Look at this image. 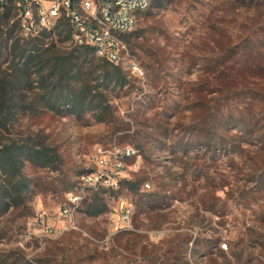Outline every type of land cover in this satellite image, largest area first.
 Returning <instances> with one entry per match:
<instances>
[{
	"label": "rangeland",
	"instance_id": "obj_1",
	"mask_svg": "<svg viewBox=\"0 0 264 264\" xmlns=\"http://www.w3.org/2000/svg\"><path fill=\"white\" fill-rule=\"evenodd\" d=\"M15 19L0 20V40ZM48 35L27 73L11 44L0 49V147L52 158L19 155L28 188L20 206L3 205L0 264H264V0H154L124 38L143 75L123 66V86L93 54L72 56L67 32ZM23 38L18 27L13 40ZM56 58L69 61L72 86L93 88L83 109L49 105L70 90L42 79ZM215 115L231 125L213 126ZM244 116L252 131L237 124ZM201 122L222 145L189 140ZM117 148L135 152L121 189L90 216L91 192L73 204L82 175L98 168L99 149L113 161Z\"/></svg>",
	"mask_w": 264,
	"mask_h": 264
},
{
	"label": "built area",
	"instance_id": "obj_2",
	"mask_svg": "<svg viewBox=\"0 0 264 264\" xmlns=\"http://www.w3.org/2000/svg\"><path fill=\"white\" fill-rule=\"evenodd\" d=\"M154 0H0L2 8H11L18 21L21 34L35 38L43 33L53 34L60 20L65 19L71 28L72 42L93 48L95 53L116 65L126 66L133 74L143 75L136 58L130 54L125 36L137 28L141 13L152 8ZM131 148H117L114 159L106 151L98 150L97 169H87L82 175L79 196L73 203L88 200V192L104 189L117 192L121 189L120 173L124 170L125 156L134 154ZM70 209L64 207L62 214ZM130 209L122 213V221L131 223ZM219 248L228 249L227 243Z\"/></svg>",
	"mask_w": 264,
	"mask_h": 264
},
{
	"label": "trees",
	"instance_id": "obj_3",
	"mask_svg": "<svg viewBox=\"0 0 264 264\" xmlns=\"http://www.w3.org/2000/svg\"><path fill=\"white\" fill-rule=\"evenodd\" d=\"M158 5L161 6V2H159ZM13 18H15V14L11 10V8H2L0 6V20L4 21L5 26H8ZM18 27V21L15 19L13 23L10 24L9 27H7V30H5V35L2 34L3 38L1 37L0 40V49L4 47H6L7 49L9 48L8 45L11 44V50L13 51V53L17 51L16 57L18 59V62L15 64V69L27 73V71H29L30 69V65H36L35 62L37 60H40L41 62L44 59L43 55L45 53V50H43V47L41 45V39L45 37L47 38L49 37V35L47 33H43L35 38H23V44L20 45L21 39L13 40V35ZM65 32H67L68 36L71 37V28L69 26V23L65 19H62L59 21L58 26L55 29V33L59 37H61ZM133 33L134 32L128 35L131 36L133 35ZM252 47L254 48L253 45ZM77 51H80L83 56L93 54L94 57L104 61L105 65L100 68L101 73H103V77L107 79L110 78L112 81H115L116 84H119L121 86L125 84L127 76L124 73L122 66L116 65L104 58L99 57L91 47L76 45L71 55L73 56ZM53 62L54 63L51 66L52 74L43 76V81H47L50 77L54 76L56 80L54 87L57 88L59 86L60 88L62 86V83H67L66 85L70 87V93L68 92L66 97L60 93H58L57 96L52 95L48 102L50 103L49 105L52 107H56L55 105L57 103H72L74 107L83 109L85 107L87 98L92 96L91 93L93 91V88L85 84V82H83L82 84L78 82L80 87L78 86L77 88H75V86L71 85V83H73V80L70 76L72 69L69 65V61H66L62 58H56ZM39 70L43 71L44 67L41 66ZM0 109L2 110V106H0ZM231 121L232 118H218L215 115L213 117L212 125L217 127H229V125H231ZM256 122H258V119L256 120ZM201 123L202 125L194 126V129L192 130L188 129V133L190 135L189 140L192 143L196 142L197 144L199 143L201 145H222V140L221 142L218 140V136L215 130L209 131L206 128L207 124L204 125L205 122ZM237 124H240L241 126L243 125L248 131H252V128L255 125H258L257 123L254 124L253 121H251V119H248L246 116L241 117ZM27 150H30L31 152L29 153ZM22 154H27L29 157H32L33 160L42 159L44 161H48L49 159H52L49 155V151L46 149H36L34 147L28 148V146L22 147L18 146L17 144L0 147V172L2 171V173H0V217L4 211V203H6V205L12 204L16 207L24 203L22 193L26 191L28 187L26 179L21 173V163L19 155ZM108 191L109 190L104 189L93 194V202L92 204H90L87 210L90 216H96L105 211L104 204L99 203L98 200H101V195ZM86 201L87 200L83 201V203Z\"/></svg>",
	"mask_w": 264,
	"mask_h": 264
}]
</instances>
